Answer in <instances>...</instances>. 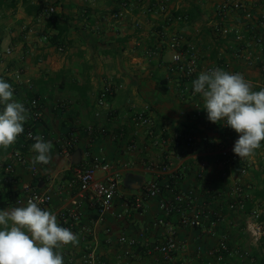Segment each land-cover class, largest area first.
I'll list each match as a JSON object with an SVG mask.
<instances>
[{"label":"crops","instance_id":"1","mask_svg":"<svg viewBox=\"0 0 264 264\" xmlns=\"http://www.w3.org/2000/svg\"><path fill=\"white\" fill-rule=\"evenodd\" d=\"M24 1L43 6V12L28 14ZM158 1L16 0V8L0 6V78L15 87L14 99L25 107L35 94L40 95L43 116L34 129L37 134H46L45 142L53 145L47 165H33L31 146L35 141L22 148L28 165L17 166L10 176L5 173V162L22 135L7 150L0 149V206L10 196H25V188L31 186L51 193L48 210L60 225L65 216L77 212L78 228L73 233L78 243L59 249L64 264H87L92 255L105 264H164L163 256L152 249L166 240L169 227L176 229L178 240L186 245L177 255L179 262L218 264L208 251L222 236L242 248L237 227L249 216L243 211L229 212L227 202L237 183L246 186L248 195L250 188L264 184V142L254 156L242 159L247 175H242L239 167L223 164L221 147L233 149L238 134L227 130L223 121L207 119L203 99L192 88L197 77L188 79L171 71L172 52L167 41L180 35L197 47L200 69L231 64L243 72L254 91L264 89L260 71L264 51L250 38L255 32L264 35L260 20L264 0H241L255 14L253 31L244 42L214 31L219 21L216 8L224 0H167L172 13L195 10L198 18L192 23L171 21L167 14L158 13ZM50 6L59 16L52 26L44 14ZM228 24L243 23L232 17ZM61 28L60 47L44 40L45 36L58 35ZM237 50H242L240 55ZM105 90L110 92L100 106ZM144 109L153 119L150 129L137 126L133 120L134 113ZM26 126H30L29 118ZM150 132L162 134L167 144L154 146ZM72 136L77 144L67 157L60 153L57 141ZM186 136L194 137L192 145ZM95 156L106 157L121 173L114 205L103 221L90 196L84 197L72 184L75 170L89 165ZM160 158L171 162L168 172L150 169L149 162ZM155 181L164 187L163 193L144 199L143 209L137 210L133 201ZM190 192L191 200L176 203L180 212L168 216L161 209V202H174L176 196ZM18 206L26 205L15 204L6 210ZM199 211L209 217L200 227L182 223V213L192 216ZM216 212L225 218L213 228L210 217ZM121 237L134 239L137 245L129 249L120 243Z\"/></svg>","mask_w":264,"mask_h":264},{"label":"built area","instance_id":"2","mask_svg":"<svg viewBox=\"0 0 264 264\" xmlns=\"http://www.w3.org/2000/svg\"><path fill=\"white\" fill-rule=\"evenodd\" d=\"M158 9V13L167 14L172 21L184 22V18L172 17L170 13V8L167 0H159L155 5ZM56 13V8L54 6L48 7L44 14L47 18ZM216 13L218 15L219 21L214 25V31L224 38H231L237 42H244L249 31H253L251 21L255 19V14L249 5L241 0H224L216 8ZM119 17L118 14L114 15ZM232 17H239L243 24L238 26H232L228 24V21ZM259 19V17H258ZM264 23V14L260 18ZM251 40L261 47L264 51V35L262 33L255 32L250 36ZM45 41H48V36L44 37ZM167 47L172 52V64L171 71L180 72L185 78L197 77L201 72H206L213 68H222L225 71L232 73H241L243 72L235 67H232L231 64H218L216 66L208 67L205 69L199 68L198 62V49L194 44L186 43L184 38L180 35H172L168 38ZM60 51H63V48H59ZM238 54L242 50H237ZM7 54H11V51L8 50ZM260 71L264 74V59L260 63ZM17 78V82L19 81ZM15 91V87H13ZM110 90H105L101 94V99L99 105L103 106L106 102V97ZM27 115L29 118L30 126L25 127L26 139L33 140L31 137L40 135L43 137L44 141L47 139L46 134H37L34 129V125L42 119L43 116V105L40 103L39 99H32L26 105ZM135 124L139 127L152 128L153 119L147 109L136 111L133 118ZM224 126V122H223ZM229 131H234L230 127L224 126ZM102 132H105L104 129H101ZM152 131V130H151ZM93 130L89 129V133H92ZM153 137L154 146L161 147L167 144V140L163 137L162 134L156 135L154 132H150ZM179 138V137H178ZM186 142L189 145L194 143V137L186 136ZM57 144L59 146L60 153L64 156H70L72 151L75 149L77 144V138L72 136L65 139L64 141L58 140ZM221 161L225 166H236L242 160L236 156L233 152V149L227 147H221ZM28 158L20 151H14L11 154V158L5 162V173L7 175H12L16 171V167L19 165L26 166L28 165ZM150 169L161 170L162 172H168L171 167V162L166 158H160L159 160H151L149 162ZM37 169L34 168L33 172L36 173ZM243 174H246V169L243 168L241 171ZM102 173L101 177H98V174ZM224 177H227L225 172ZM121 181V173L115 168L112 163L104 156H95L91 159V162L86 167H79L74 172V179L72 184L77 185L81 195L90 196L91 202H93L98 207L99 220L103 221L105 216L111 211L117 192L119 189ZM164 187L158 182L149 183L143 191V196L138 197L133 201V205L137 210L143 209L144 199H153L160 196L163 193ZM26 195L17 198L18 205H26L29 198L35 199L39 206L43 209H48L49 205L52 202V195L50 192H41L36 191L27 186L25 188ZM229 200L227 204V209L229 212L244 211L245 201L249 198V195L246 193L245 188L242 184H235L233 190L230 191ZM192 193H187L185 195H178L175 197L174 202H161V209H163L168 216H171L174 213L180 212L181 208L176 203H184L186 200H191ZM78 207V203H74ZM262 210H254L252 214L247 218L246 221V231L252 238L254 244L259 243L264 237V224L260 221ZM205 211H199L192 216H188L185 213L181 215V221L185 226L198 228L202 225L206 217ZM208 217V216H207ZM209 218V217H208ZM225 216L216 212L210 217L211 225L213 228L217 226L219 222L224 220ZM79 221V214L76 212L65 216L63 222L65 227L70 229L72 232L77 229ZM120 243L126 245L129 249L137 245V241L134 239H128L126 237L120 238ZM186 245L180 243L177 237V231L174 227H169L167 231L166 240L153 247L152 250L159 252L163 258L164 264H197L193 261H182L177 260V255L185 250ZM201 252V249L198 250ZM126 254L129 255L130 251L127 250ZM208 255L212 256L213 259L218 264H227L231 259L236 258L241 260L243 264H252L254 259L249 248L243 249L231 245L227 236H222L219 244L208 251ZM87 264H105L102 261H98L97 257L90 256L86 260Z\"/></svg>","mask_w":264,"mask_h":264},{"label":"clouds","instance_id":"3","mask_svg":"<svg viewBox=\"0 0 264 264\" xmlns=\"http://www.w3.org/2000/svg\"><path fill=\"white\" fill-rule=\"evenodd\" d=\"M194 94H200L207 119L224 122L238 134L233 152L240 159L254 156L264 142V89L254 91L241 73L221 68L201 72L192 81ZM0 149L7 150L24 132L28 119L25 105L14 99L12 85L0 78ZM33 165L51 162V142L31 137ZM78 243L70 229L62 227L57 216L29 198L26 206L0 210V264H64L59 249Z\"/></svg>","mask_w":264,"mask_h":264},{"label":"trees","instance_id":"4","mask_svg":"<svg viewBox=\"0 0 264 264\" xmlns=\"http://www.w3.org/2000/svg\"><path fill=\"white\" fill-rule=\"evenodd\" d=\"M23 5H24L25 10L28 14H34L36 16L39 15L44 10L43 6H39V5H34V6L32 5L31 6L29 1H24ZM0 6H4V7H8V8H16L17 3H16V0H0ZM170 13H171L172 17L173 16L174 17H179V16L183 17L185 23H192L194 20H196L198 18V15H197L195 10H189L188 12L177 11V12H173V13H172V11H170ZM58 17L59 16L56 13L51 15V17L48 18V25L49 26L54 25V22H56ZM63 28L59 29L58 35L48 37L49 41H51L53 45L58 46V47L61 46V42L59 40V37L64 32ZM33 97H32V99L36 98V99L40 100L39 94H35ZM21 135H22V139L21 140L19 139L18 145L13 147L14 148L13 152L14 151H20L21 152L22 148H25L26 146H28L29 143L34 142V140H27L26 139L25 128H24V132ZM24 140H26L27 142H25ZM231 167H239L240 171H242V169L245 168L246 171H248L247 168L244 166L242 161L238 165L231 166ZM241 174L245 175L242 172H241ZM227 175H228V173H227ZM258 179H260V178L258 177ZM242 186L245 188L246 193H247L246 186L243 184H242ZM262 203H264V184L259 183L254 188L252 187L249 189V198H247L245 201V209L243 212H245L248 216H250L254 210H262L263 213L261 215L260 221L264 224V205L261 206ZM15 204H17V198L15 199L12 196H10L8 200L3 201V205L0 206V210H6L7 208H9L10 206H13ZM61 226L65 227L63 221L61 223ZM242 248L247 249L244 247H242ZM249 249H250V251L252 253V257L254 259L252 264H264V237L257 245H252L251 247H249ZM233 259H236V258H233ZM233 259H231L230 261H232ZM239 261L241 262V260H239ZM227 264H232V263L228 262ZM240 264H243V263L241 262Z\"/></svg>","mask_w":264,"mask_h":264},{"label":"rangeland","instance_id":"5","mask_svg":"<svg viewBox=\"0 0 264 264\" xmlns=\"http://www.w3.org/2000/svg\"><path fill=\"white\" fill-rule=\"evenodd\" d=\"M247 174H248V171H247V173L245 175H247ZM240 223H241L240 224V227H237L238 228V231H240V233H238L236 235H238V242L241 244V246L244 247V248H249L252 245H257L258 243H255L254 244L252 238L247 233L245 221H244V223H242V222H240ZM74 254H75V252H74ZM231 263L232 264H240L241 262L238 259H233Z\"/></svg>","mask_w":264,"mask_h":264}]
</instances>
